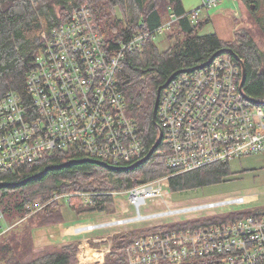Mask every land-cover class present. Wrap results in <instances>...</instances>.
<instances>
[{
  "label": "built area",
  "instance_id": "2783aa9c",
  "mask_svg": "<svg viewBox=\"0 0 264 264\" xmlns=\"http://www.w3.org/2000/svg\"><path fill=\"white\" fill-rule=\"evenodd\" d=\"M202 1L203 7L211 8L222 0ZM198 12L199 8L190 13L192 21L199 19ZM92 16L83 6L70 20L42 34L44 49L27 77L31 104H25L14 91L0 98V170H14L56 152L79 151L115 165L146 152L140 127L127 113L118 73L126 53L142 50L148 40L169 30L177 17L172 14L152 31L143 28L128 40L118 39L112 48ZM242 75L239 61L218 55L203 67L171 78L161 91L157 118L163 138L159 154L166 156L167 167L176 174L264 154V103L244 94ZM170 176L113 192L127 195L135 215L76 224L75 232L157 221L143 227L154 228L152 233L138 236L125 248L127 264H256L264 256V213L164 231L162 227L173 222L235 212L223 208L258 200L257 196L242 195L172 208L164 200ZM79 194L88 198L90 193ZM73 195L56 194L53 200L68 202ZM162 200L168 209L142 212L148 201L160 204ZM44 206L35 200L27 209L32 214ZM203 212L207 214L202 216ZM182 214L187 218L161 221ZM132 229L138 228L120 231ZM103 260L99 257L95 263Z\"/></svg>",
  "mask_w": 264,
  "mask_h": 264
},
{
  "label": "trees",
  "instance_id": "16d2710c",
  "mask_svg": "<svg viewBox=\"0 0 264 264\" xmlns=\"http://www.w3.org/2000/svg\"><path fill=\"white\" fill-rule=\"evenodd\" d=\"M247 2L252 10L263 8L260 23L264 26V0ZM83 6L90 9L97 30L112 48L118 39L128 40L143 28L152 31L170 20L171 14L177 17L168 30L171 45L167 49L161 50L154 39L148 40L142 50L125 54L118 73L127 113L140 127L146 152L119 165L79 151L56 152L14 170H0V212L3 215L0 218V264H80L79 242L51 244L39 250L35 246L36 229L66 222L63 212L66 205L78 215L115 211L113 192L126 191L164 175H171L169 189L175 193L231 179L235 172L230 163H212L176 174L167 167L166 156L159 154L161 143L148 159L126 169L142 161L159 138V127L153 118L154 104L159 87L169 78L193 71L190 69L207 63L220 52L219 55L230 56L239 63V58L244 61V94L257 103H264V49L250 30L240 29L233 40L222 39L217 33L200 34L203 21L191 20V12L186 10L183 0H0V98L14 91L25 104H31L27 77L44 49L42 34L70 20ZM177 72L180 73L172 77ZM72 160L76 162L61 166ZM48 167L54 168L38 175ZM82 192L90 193L88 198L79 194ZM66 193H74L68 202L53 200L56 194ZM35 200L45 206L29 214L27 207ZM262 213L264 209L227 212L173 222L162 228L164 231L195 228ZM152 231L154 228H138L115 233L111 250L105 254L103 263L96 264H127L125 248L138 236ZM256 264H264V256Z\"/></svg>",
  "mask_w": 264,
  "mask_h": 264
},
{
  "label": "rangeland",
  "instance_id": "374dc122",
  "mask_svg": "<svg viewBox=\"0 0 264 264\" xmlns=\"http://www.w3.org/2000/svg\"><path fill=\"white\" fill-rule=\"evenodd\" d=\"M183 3L188 12H193L199 8L198 18L199 21H203V25L199 32L200 34L217 33L222 39L233 40L235 38L234 36H236V32L246 27L253 34L254 39L257 40L262 49H264V26L260 23L263 14L262 7L259 6L256 10H252L248 5L247 0H222L217 6L211 8L203 7L202 0H183ZM154 41L158 44L161 50L167 49L171 45V41L168 38V30H165L162 34H158L157 37L154 38ZM230 165L235 172L231 179L220 184L209 185L189 191H179L176 193L168 188L169 194L164 200L168 201L172 208H177L223 200L229 197L248 195L251 198L257 196L258 200L241 206H228L223 209H227V211L253 210L258 208L264 209V154H253L244 156L240 159H234L230 162ZM126 196L127 195L120 193L115 194V211L110 212H95L78 215L68 205L63 207V212L67 216L63 232L73 233V235L64 237L65 240H70L72 242L74 240L77 242H83L86 240L90 246L93 245V247L95 246L98 248L96 249L97 252L102 253H94L93 250L87 247L91 253L98 255L97 258L100 255L102 261L105 254L111 249V238L115 233L128 228L148 227L157 222L151 220L131 223L127 225L128 228L126 226H111L97 228L83 233L75 232L74 227L77 226L76 224L93 222L100 223L101 221H107L113 218L130 217L135 215V207L129 202ZM164 200H162L160 204H156V201H148V205L141 208L142 212L149 213L168 209L169 206ZM200 214L203 216L206 215L207 212ZM187 216L188 215L186 214H182L161 219V221L170 222L176 219H185ZM48 229L53 230V232L58 231L56 226L38 228L34 231V236L36 235V250L42 249L46 245H51L44 244V242L46 243L47 238L46 240H40V242L39 239H37L40 235H46L45 233L49 235ZM43 231L45 233H42ZM49 239L53 241L56 240L51 237H48V240ZM98 239H103V241L95 242V240ZM61 242L63 241L61 240ZM81 250L82 248L80 247V252ZM84 254L85 251L80 254L83 261L85 260L83 258ZM96 259H89L87 261H94ZM84 262H86V260ZM84 262H81L80 264H84Z\"/></svg>",
  "mask_w": 264,
  "mask_h": 264
},
{
  "label": "water",
  "instance_id": "95a60500",
  "mask_svg": "<svg viewBox=\"0 0 264 264\" xmlns=\"http://www.w3.org/2000/svg\"><path fill=\"white\" fill-rule=\"evenodd\" d=\"M220 54V52L219 53H216L207 63H204V64H202V65H200V66H198V67H195V68H193V69H190V70H194V69H196V68H199V67H203V66H205V65H207V64H209V63H211V61L217 56V55H219ZM239 60H240V63H241V65H242V68H243V79H242V83H241V86L243 87L244 86V83H245V78H246V66H245V63H243L244 61L241 59V58H239ZM178 73H180V72H177V73H175L172 77H174L175 75H177ZM171 81V78H169V80L165 83V84H163L162 86H160L159 87V89H158V92H157V98H156V103L154 104L155 105V108H154V121H155V123L158 125V127H159V131H160V135H159V138H158V140H157V142L155 143V145H154V147L151 149V151L149 152V154L142 160V161H140V162H138V163H136V164H134V165H132V166H129V167H126V169H129V168H132V167H135V166H137V165H139L141 162H143L144 160H146V159H148L149 158V156H151V154L159 147V145H160V143H161V141H162V138H163V131H162V128H161V126H160V124H159V122H158V119H157V117H158V115H157V112H158V106H159V100H160V96H161V91L163 90V88L169 83ZM74 162H76L75 160H72V161H68L67 163H64V164H62L61 166H65V165H68V164H71V163H74ZM51 168H54V167H48L46 170H44V171H42L41 173H39L38 175H43L44 173L46 174V172L49 170V169H51Z\"/></svg>",
  "mask_w": 264,
  "mask_h": 264
},
{
  "label": "crops",
  "instance_id": "0c3cea01",
  "mask_svg": "<svg viewBox=\"0 0 264 264\" xmlns=\"http://www.w3.org/2000/svg\"><path fill=\"white\" fill-rule=\"evenodd\" d=\"M69 216H70V214H69ZM71 217H73V216H71ZM66 223V222H65ZM65 223H61V225H56V227L58 228V231H55V232H53V230H51V229H48L49 230V232H48V234L49 235H47V233H45L44 231L42 232V233H45L46 235H40V237H38L37 239H39V242H40V240H46V238H47V241H46V243L44 242V244H54V245H65V244H69V243H71L72 241H70V240H65V238L64 237H66V236H70V235H73V233L71 232H63V227L65 226ZM42 228H44V227H42ZM47 232V231H46ZM34 237H36V235L34 236ZM48 237H51V238H55L56 240L55 241H53V240H48ZM61 240L63 241V242H61ZM75 241V240H74ZM73 241V242H74ZM75 242H77V241H75ZM79 242V246L80 247H82V249H83V252L84 251H86V249H87V247L88 248H90L91 250H93L94 251V253H98V254H102V253H100V252H97V250L96 249H98V248H96L95 246L93 247V245L92 246H90L89 244H88V242H86V240H84L83 242H80V241H78ZM87 245V246H86ZM42 246H44V245H42ZM41 246V247H42ZM94 253H92V254H94ZM85 255V254H84ZM95 255V254H94ZM78 257H79V263H81V262H84L83 260H82V258H81V256H80V253H79V255H78ZM99 257H100V255H99ZM98 257V258H99ZM83 258H84V256H83ZM98 258L96 259V260H94V261H86V262H84V264L86 263V264H93V263H95L97 260H98ZM92 260V259H91Z\"/></svg>",
  "mask_w": 264,
  "mask_h": 264
},
{
  "label": "bare ground",
  "instance_id": "6f19581e",
  "mask_svg": "<svg viewBox=\"0 0 264 264\" xmlns=\"http://www.w3.org/2000/svg\"><path fill=\"white\" fill-rule=\"evenodd\" d=\"M98 255H94L92 254L88 249H86L85 251V255H84V259L87 261V260H91V259H96Z\"/></svg>",
  "mask_w": 264,
  "mask_h": 264
}]
</instances>
